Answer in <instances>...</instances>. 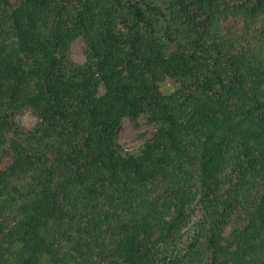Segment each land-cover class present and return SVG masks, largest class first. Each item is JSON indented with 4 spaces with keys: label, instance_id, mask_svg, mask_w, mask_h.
<instances>
[{
    "label": "trees",
    "instance_id": "1",
    "mask_svg": "<svg viewBox=\"0 0 264 264\" xmlns=\"http://www.w3.org/2000/svg\"><path fill=\"white\" fill-rule=\"evenodd\" d=\"M0 264H264V0H0Z\"/></svg>",
    "mask_w": 264,
    "mask_h": 264
},
{
    "label": "rangeland",
    "instance_id": "2",
    "mask_svg": "<svg viewBox=\"0 0 264 264\" xmlns=\"http://www.w3.org/2000/svg\"><path fill=\"white\" fill-rule=\"evenodd\" d=\"M70 55L77 62H84L86 60L87 43L82 36L73 41ZM162 86L166 91H171L175 88V83L171 79H168ZM104 90L105 87L102 86L101 91L103 92ZM16 119L27 128H32L38 121L31 107L19 110L16 113ZM156 129V124L148 123L143 117L138 122L133 121L130 117H125L118 130L117 138L125 147L131 149L137 147L145 139L149 138Z\"/></svg>",
    "mask_w": 264,
    "mask_h": 264
}]
</instances>
